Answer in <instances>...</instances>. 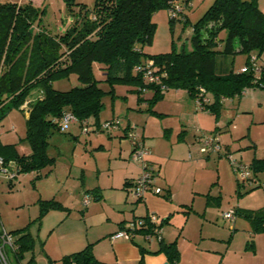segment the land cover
Masks as SVG:
<instances>
[{
    "label": "crops",
    "instance_id": "obj_1",
    "mask_svg": "<svg viewBox=\"0 0 264 264\" xmlns=\"http://www.w3.org/2000/svg\"><path fill=\"white\" fill-rule=\"evenodd\" d=\"M257 4L259 9L264 12V0H257ZM152 21L156 24V31L152 43L145 46L143 51L147 54H158L170 51L172 45L177 48L174 41V30L172 32L169 24L168 11L165 9L158 10L153 14ZM241 66L242 64H240ZM240 67L234 70L239 71ZM215 70L222 73L221 68H218L216 63ZM158 84L161 97L155 102V111L151 110V112L160 116L176 115L179 122L176 126H174L176 121L169 122L168 120L166 124L164 122L155 124L154 120L156 119L153 120L151 113L144 110L145 106L149 105L148 100L152 98L151 94H154ZM123 86L127 87V92L125 95L119 96L124 101H120V105H117L116 102L113 103L110 116L102 118L100 113L98 120L94 117L88 118L89 124L92 122L95 126H98L103 120L113 118H117L120 122L119 129L108 132L96 130V133H90L85 138V142H88L85 144L88 145L84 146V150L87 152L91 148L95 151L93 153L94 158L95 154L100 153L110 164V174L108 172L106 174L109 175L108 181L102 183L97 180L93 186H91L92 183L87 189L84 188L87 168L82 167L81 163H77L80 155H78L79 151H76V147L80 142V134H83L81 126L77 123L73 124H77L79 133L60 132L64 134L63 138L74 140V142L62 139L65 142L62 144L63 146L53 144L50 148L49 142L47 151L50 152L48 156L53 158L52 162H49L45 168L41 167L37 170L21 173V175L34 173L31 181L38 180L40 184H44V182L48 184L46 186L47 192L40 193L38 191L37 196L33 195L30 207L32 219H37L39 215V201L41 199H54L64 207L48 210L42 216L40 223L37 224L38 230L41 233L47 232L48 235L55 230L63 229L59 233L61 242L59 240L58 250H55V254H53V249L46 248L47 240L42 242L45 255L57 263V260L61 261L63 255L92 244L94 256L106 263L137 264L141 257V249H143V264H163L164 262H168V264H228L226 256L231 253L232 238L236 237L237 230L242 229L244 232L240 235L242 236L240 240H246L247 247L244 249L242 245L238 248L233 246L234 256H236L234 264H264V231L257 233L251 231L252 223L245 215L248 212L264 208V170H258L254 173L251 190L247 191L250 187L239 188L242 193L250 192L248 202L244 201L246 197H249L247 195L237 204H230L223 209L224 211L229 209L236 211L230 233L224 227L216 226L210 222L213 211L217 210L221 204V191L219 190V196H214V199L209 197L207 200L206 198L203 212L199 215L196 213L198 210L194 208V201H196V196L203 195V193L200 190H195L194 177L183 176L178 170L185 164L194 166V162L198 164L205 162V158L207 163H214L213 160H216L217 171L224 164V170L231 173L230 164L227 165L228 163L223 157L225 152H235L233 153L236 157L234 159L248 164H251L254 159H264V88L260 86L245 88L239 95L221 96L218 111L214 109L205 111L196 109L194 96L186 89L167 87L160 84V81H146L144 86L131 84H124ZM116 93L114 87L112 99L114 96H118ZM130 93L132 95L134 93L135 98L134 95L129 98ZM147 94L150 95L147 96ZM207 96L211 104L214 101L213 95H208L207 91ZM239 97L241 99L237 102L236 110L232 112L226 107L224 101L232 98L231 102L234 105V100ZM124 104L123 108L122 105ZM240 109L243 112L241 115L239 114ZM239 125H242L244 132L238 130ZM129 127L136 129L144 145L151 150L147 159L158 168L159 175L156 184L162 187L161 194L148 192L144 199L137 200L128 190L131 181L139 175L141 170L140 162L131 159L132 146L125 136V130ZM195 129L199 132L198 135H196ZM207 132H216L219 135L222 154L209 155L204 158L197 156L196 160L192 159V147L190 146L194 147L198 137L207 134ZM66 133L69 134L66 135ZM71 142L74 145L72 148ZM1 143L4 145L16 144L15 142L5 143L2 140ZM24 149L26 147L19 148L16 144L15 149L6 148L3 150L5 155L13 159L15 154L31 152L30 147H27L28 150ZM65 160L69 162H64ZM9 161L11 164H15L13 160ZM61 161L66 163V168L58 174L55 165L57 166V163ZM94 163L98 167L97 159ZM82 164L85 165V163ZM77 167L79 171H77ZM97 167L95 169L99 171L100 169ZM77 173H79V177L73 176L78 175ZM219 179L218 174L215 182L217 183ZM69 181H80L83 184L81 186L82 191L91 190L94 202L89 201L90 203L88 202L87 205L83 203L86 208L85 220L92 218L101 209L104 211H102L103 218L100 219L99 225L98 223H96L97 226L90 224L92 229L85 230V233L77 229L75 231L67 230L66 220L72 205V203L68 204V200L73 196L67 187ZM14 183V181H9L10 187L13 188ZM234 184L233 190L237 191L238 183L236 180ZM33 187H37V185L34 184ZM220 187L222 189L223 184H220ZM211 190L212 188L207 194L211 193ZM16 193L23 195L20 190H17ZM43 194L47 197H43ZM30 196L32 198V194ZM149 212L156 214L162 220L164 219L162 243H170L176 240L179 252L176 262L170 263L164 252L153 253L159 248L161 242L147 241L140 232L131 240L123 238L111 240L109 238V235L117 230L122 223L138 216H144ZM194 214L201 216L197 217L199 218L197 219L198 222L194 221ZM209 214L211 215L209 216ZM6 225V220L0 214V231L2 229L13 230H7ZM27 252H25L26 257ZM31 257L33 256H30L29 259ZM19 263L24 264L22 260Z\"/></svg>",
    "mask_w": 264,
    "mask_h": 264
},
{
    "label": "trees",
    "instance_id": "obj_2",
    "mask_svg": "<svg viewBox=\"0 0 264 264\" xmlns=\"http://www.w3.org/2000/svg\"><path fill=\"white\" fill-rule=\"evenodd\" d=\"M188 2L190 0H95L90 9L77 3L80 17L60 36L41 29L34 31L33 22L38 12L32 1L25 5L0 3V119L11 108L26 110L24 139L31 149L28 154H15L10 159L3 149H15L16 144L4 145L0 140V156L5 163L13 160L15 164H11V169L22 173L52 162L53 158L47 153L49 138L54 132H64L61 130L63 113L72 112L79 121L89 117L98 120L103 108L102 98L107 93L114 94L116 83L144 86L143 67L150 59L153 71L164 74L160 84L186 89L193 96L199 87L211 92L214 101L206 105L207 111H218L221 96L239 95L245 88H264V64H260L262 71L257 80L251 71L230 70L223 74L215 70L219 53H244L248 62L251 54L259 60L264 52V12L259 9L257 0H214L191 25L189 40L192 48L189 51L174 45L164 53L143 51L152 43L156 31L153 14L161 9L168 11L176 5L187 8ZM185 8L180 16L169 18L172 32L177 20L189 23ZM221 30L226 31L224 38L219 35ZM95 64L102 78L96 77ZM70 75L76 76L78 85L68 90L53 87V81ZM102 81L109 85V90L101 88ZM160 97L158 84L150 103ZM24 103L26 109L21 107ZM249 165L253 183L254 173L264 170V159H254ZM236 181L238 185L244 184L237 178ZM252 187L253 184L247 191ZM243 193L238 189L237 194ZM39 208L35 219L38 223L48 210L64 207L54 199H42ZM245 215L252 223L253 232L264 231V208ZM29 224L7 231L14 236L16 246L10 250L17 263L34 246ZM156 252H164L170 263L178 260L176 240L161 241L153 253ZM5 253L8 259L6 249ZM143 253L141 249L137 264H143ZM32 261L33 257L28 264ZM61 262L116 264L98 260L92 244L63 255Z\"/></svg>",
    "mask_w": 264,
    "mask_h": 264
},
{
    "label": "rangeland",
    "instance_id": "obj_3",
    "mask_svg": "<svg viewBox=\"0 0 264 264\" xmlns=\"http://www.w3.org/2000/svg\"><path fill=\"white\" fill-rule=\"evenodd\" d=\"M29 1H32V4L34 5L35 9L38 12L37 18L34 19L33 22V28L34 31H37L38 29H41L50 35L54 36H60L64 34L67 29H69L75 20L80 17L78 14V5L83 4L87 9H90L94 6L95 0H68L70 3L68 4L67 0H0V3H6V2H11V3H17L19 5H25ZM214 0H190V6L185 8V14L187 15L189 19L188 24H183L182 21L177 20L175 25H174V41L175 44L177 45V48H182L184 47L185 50L189 51L191 50L192 46L189 40L192 27L191 25L194 24L196 21L199 20V18L204 14V12L207 10V8L213 3ZM219 35L221 38H224L226 35L225 30H221L219 32ZM259 64H264V52L261 53L259 56L258 60ZM217 67L221 68V72L225 74L226 72L230 70H234L237 67H240V64H246L247 63V57L244 53L236 52V53H219L217 54L216 61H215ZM220 70V69H219ZM94 72L97 78H102L101 71L98 69V65L95 64ZM78 85L77 79L75 75H70L67 78H61L53 81V87L58 89V90H68L72 88L73 86ZM116 85V86H115ZM114 85L115 90L117 91L118 96H114L112 99V96L114 94H105L102 98V102L104 103V107L101 110V117L105 118L107 116H110L112 114V107L113 103L116 102L117 105H120V101H124L122 97L119 95L121 94H126V89L127 87L123 86L124 83H116ZM101 88L104 90H109L110 87L107 83L105 82H100ZM259 91V90H256ZM130 92V91H129ZM151 94V93H150ZM150 94H147L150 95ZM134 95V96H133ZM133 95L130 93L129 98L133 96L135 98V94ZM153 96V93L151 94ZM208 95H212L211 92L208 91ZM248 97V96H246ZM241 99V97L236 98L234 100V105L232 104L231 100L232 98H228L225 100L226 107L230 109L232 112L236 110L237 107V102ZM115 100V101H114ZM149 105L145 106L146 108L144 109L146 112L151 113V116L153 117V120L155 121V124L158 122H164L166 124V121L168 120L169 122L171 121H176L174 123L178 124V118L176 115L170 114V115H155L152 114L151 110L155 111L154 105L155 103L151 104L150 100H148ZM125 104L122 105L124 108ZM123 110V109H122ZM124 112V110L122 111ZM28 112L26 110H22L20 108H11L1 119H0V139L5 142H15L18 144L19 148H24L27 147L29 148L28 143H26V140L24 139L25 133H26V125H25V118L27 117ZM239 114H243L242 110L240 109ZM104 121V120H103ZM92 124V125H91ZM169 124V123H168ZM95 125H93L92 122L87 126L88 132L80 134V142H78V145L76 147V151H79L78 155L79 158L77 159V163H81L82 167L87 168V174L85 178V183L84 188L93 186L97 180L100 182H106L108 181L109 175H106L107 172L110 174V164L106 160L105 157H103L100 153L95 154V158L93 157V151L91 148L88 149L86 152L84 150V146L88 145L85 143V138H87L90 133H96L97 131L95 130ZM245 127V126H244ZM180 128V126H179ZM240 132H244V128H242V125H239ZM237 130V131H238ZM65 132H75L79 133V128L77 124H70L69 128ZM100 132H102L100 130ZM196 135H198L199 132L196 131ZM69 133H66V135ZM208 134V132H207ZM64 134L60 132H54L53 135L49 138L50 139V145L49 148L52 147L53 144H57L58 146H63L65 142L63 140L67 141H73L74 140H69L68 138H63ZM63 139V140H62ZM72 143V142H71ZM73 143L71 144V148L73 147ZM191 151H192V159L196 160L197 156L204 158L206 155L200 153L198 151V144L197 141L193 146H190ZM24 149V150H26ZM28 150V149H27ZM52 152V150H51ZM48 154L50 152L47 151ZM235 153V152H233ZM231 154L233 158H236L235 155ZM52 155V154H51ZM225 160L227 161V165H229V160L227 159L226 155L223 156ZM98 163L97 165L94 163L96 161ZM205 162H200L195 163L193 165L185 164L183 167H180L179 173L181 175H185L186 177H194V188L195 190H200L203 195L196 196V201H194V208L198 210L196 213H202V209L204 207V202L207 198V200L210 198L214 199V196H219V190L221 191V204L218 209L213 211V217L210 219L211 223L224 227L228 233L231 232V226L233 225L232 221L226 220L222 217V212L224 211L225 207H227L230 204H237L240 200L242 201L244 196H249L250 192L248 193H243V194H237L238 189L241 187H246L249 188L250 185L247 183H244L242 185L237 184V191L233 190V184L236 180V175L231 167H230V172L224 170V164L221 165V168L219 171L216 168V160L214 163H207L206 159L204 158ZM64 162H69L68 160H65ZM61 161L60 163H57V166L55 165L57 170V173L60 174L62 173L63 169L66 168V163ZM82 163H85L83 165ZM69 165V164H68ZM47 165L43 166L44 168ZM112 166V165H111ZM95 167L99 168L96 170ZM112 168V167H111ZM78 169V167H77ZM76 171V169H74ZM45 171V169H43ZM79 171V169L77 170ZM74 174H76L74 171H72ZM78 175H73L79 177ZM219 174V181L216 183L215 179L217 175ZM34 173L31 174H26V175H21V173H17V176L9 180L8 178L4 177L2 174H0V214L4 220L7 222V230L9 229H17L24 227L25 225L29 224V231L32 233V236L34 237V246L33 248L27 252V257L24 254V257L22 258V261L24 264H28L29 262V257L33 256L34 261H32L30 264H62L60 260L53 261L49 259L47 255H45L43 251V245L42 242L46 241V248H51L53 249V254H55V250H58V245H59V240L61 242V238H59V233L63 230H55L54 232L50 233V235L46 233H41V231L38 230L37 224H39L37 221L31 218V204L33 201V195L37 196L42 192H47V185L46 182L44 184H40L38 180L31 181L33 178ZM234 178V179H233ZM234 180V181H233ZM9 181H14L15 185L10 187ZM44 181V180H42ZM237 183V181H236ZM37 185V187H33V185ZM220 184H223V187L221 189ZM67 185V184H66ZM81 186L83 184L79 181H69L67 187L73 193V196L71 199L68 200V204L72 203L71 209L69 210V216L66 220L67 223V230L68 231H75V229L80 230L82 233H85V230L92 229L90 228V224H94L95 226L96 223L100 222V219L103 218V209L101 211L97 212L95 215L92 216V218H89L85 220V206L83 204V197L86 195H90L92 197L91 190L90 191H82ZM235 186V184H234ZM12 188V189H11ZM211 193L207 194L209 189H211ZM20 190L23 195L17 194L16 191ZM39 191V192H38ZM258 195V192H256ZM262 193V192H261ZM32 194V198L31 195ZM208 196V197H207ZM43 197H47V195L43 194ZM249 197H246V200L248 202ZM42 200V199H41ZM82 200V201H81ZM206 200V201H207ZM90 201L94 202L92 198ZM90 203V202H89ZM35 210V208H34ZM223 210V211H222ZM103 211V212H102ZM102 212V213H101ZM34 214V213H33ZM211 214H209L210 216ZM198 214H194V221H199L197 219ZM242 217V216H241ZM207 218V217H206ZM95 222V223H94ZM195 224V222H194ZM94 226V227H95ZM93 227V228H94ZM253 228V227H252ZM250 227V230L253 231ZM40 232V233H39ZM237 235L235 238H232L231 244H232V249L231 253L227 254L226 259L228 261V264H234L236 256H234V251H233V246L235 248H238L242 245V248L247 247V241L243 239L240 240L242 236V233L244 232L242 229H239L236 231ZM235 232V233H236ZM257 233V232H254ZM69 236V235H67ZM71 236V235H70ZM8 259L10 261V264H17V260L10 250L9 246L6 245L5 247ZM0 264H2L0 262Z\"/></svg>",
    "mask_w": 264,
    "mask_h": 264
},
{
    "label": "built area",
    "instance_id": "obj_4",
    "mask_svg": "<svg viewBox=\"0 0 264 264\" xmlns=\"http://www.w3.org/2000/svg\"><path fill=\"white\" fill-rule=\"evenodd\" d=\"M190 5V2L187 3ZM184 6L176 5L174 8L168 10V17H178L184 11ZM153 61L150 59L143 67L144 80L147 82H157L161 80L164 74L155 73L152 68ZM139 68V67H137ZM240 72L251 71L254 74V80L259 77L262 66L258 62V58L255 54H251L248 58V62L243 64ZM194 102L197 110H205L206 105L210 103V99L207 96V90L204 87H199L197 94L194 96ZM21 107L26 109V103ZM80 124L83 133L88 132L87 126L89 125L88 119L79 121L72 112H64L61 119V130L65 131L69 128L70 124ZM120 122L117 118L103 121L95 130L111 131L113 129H119ZM125 136L130 141L132 146L131 159L140 162L141 170L139 175L131 181L128 190L137 199L142 200L145 194L150 192L154 194H161L162 187L156 184L157 177L159 175L158 168L155 167L148 159L147 156L151 153V150L146 147L143 140L135 128L129 127L125 130ZM198 151L206 156L222 154V145L220 137L216 132H210L208 134L198 137L197 140ZM227 159L236 175V178L242 182L247 183L250 186L253 184L251 180V168L246 162L234 159L231 154L225 152ZM0 174L4 177L12 180L16 177L17 172L11 169V163H5L4 159L0 156ZM92 197L86 195L83 197V203L88 204ZM236 211L229 209L222 213V217L226 220L232 221L235 219ZM162 219L154 213H147L144 216H138L125 223H122L120 227L109 235L111 240L123 238L131 240L137 233L143 234L147 241H162ZM9 246L10 249H14L16 246L14 243V236L2 229L0 231V261L2 264H10L6 253L5 247ZM20 264V263H18Z\"/></svg>",
    "mask_w": 264,
    "mask_h": 264
},
{
    "label": "water",
    "instance_id": "obj_5",
    "mask_svg": "<svg viewBox=\"0 0 264 264\" xmlns=\"http://www.w3.org/2000/svg\"><path fill=\"white\" fill-rule=\"evenodd\" d=\"M163 264H168V262H164Z\"/></svg>",
    "mask_w": 264,
    "mask_h": 264
}]
</instances>
